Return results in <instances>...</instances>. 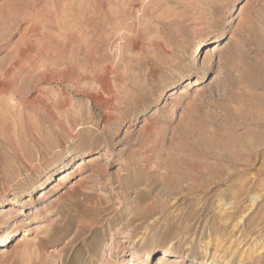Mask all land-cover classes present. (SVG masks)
Instances as JSON below:
<instances>
[{
	"label": "rangeland",
	"instance_id": "obj_1",
	"mask_svg": "<svg viewBox=\"0 0 264 264\" xmlns=\"http://www.w3.org/2000/svg\"><path fill=\"white\" fill-rule=\"evenodd\" d=\"M167 247L264 264V0H0V264Z\"/></svg>",
	"mask_w": 264,
	"mask_h": 264
},
{
	"label": "bare ground",
	"instance_id": "obj_2",
	"mask_svg": "<svg viewBox=\"0 0 264 264\" xmlns=\"http://www.w3.org/2000/svg\"><path fill=\"white\" fill-rule=\"evenodd\" d=\"M207 42V41H206ZM206 42H202V44H204V43H206ZM89 162V161H88ZM94 170H95V173H99L100 172V170H101V167L100 166H97V165H94ZM48 179H46L45 181H43V183L41 184V186H43L44 184H46V181H47ZM8 201V200H7ZM4 202H6V201H4ZM9 204V202H6L4 205H1V207H3V206H5V205H8ZM19 231L18 230H13V231H11V232H9L8 234H7V236H6V240L10 237V236H15V235H17V234H19L18 233ZM33 237H29L28 239H26V241L27 242H31L32 243V245H33V243L35 242L33 239H32ZM6 240H5V242H6ZM36 240V239H35ZM32 241H34V242H32ZM42 242V241H41ZM31 243H29V245L31 244ZM27 244V243H26ZM28 247V246H27ZM161 257L159 256V258H161V260H160V263H158V264H163L164 263V261L163 260H168V257L170 256V255H174L173 253H172V251H171V248H169V247H167V248H164V249H162L161 250ZM150 257H151V255H147L146 256V258H147V260H149L150 259ZM176 258V257H175ZM39 259V258H38ZM43 259H41V261H42ZM144 260V259H143ZM146 261V260H145ZM184 261V259L181 257V256H177V258H176V260H175V262H183ZM150 262V261H149ZM63 263V262H62ZM129 264H134L133 263V261L132 260H130L129 261ZM149 264V263H148ZM193 264H213V263H208V262H199V263H193Z\"/></svg>",
	"mask_w": 264,
	"mask_h": 264
}]
</instances>
